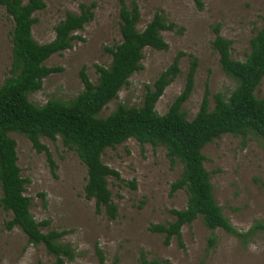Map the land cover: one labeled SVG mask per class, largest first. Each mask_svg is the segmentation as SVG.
Instances as JSON below:
<instances>
[{
    "label": "rangeland",
    "instance_id": "rangeland-1",
    "mask_svg": "<svg viewBox=\"0 0 264 264\" xmlns=\"http://www.w3.org/2000/svg\"><path fill=\"white\" fill-rule=\"evenodd\" d=\"M129 5L132 0H125ZM141 13L137 28L143 31L157 11L162 10L174 31H164L167 50L145 48L137 71L100 113L107 117L120 104L140 107L146 87L153 86L157 78L168 69L180 53V74L166 87L155 109L164 115L175 99L183 92L191 61L197 60L193 91L183 104L182 111L192 120L199 112L206 87H209V108L214 107L216 93L229 95L234 81L221 68L219 54L213 49V27L221 26V34L232 42V57L245 61L251 50V40L264 26V0H203L198 10L194 0H135ZM46 8L34 16L37 23L32 35L38 44L55 38V27L68 12L79 14L80 5L95 3L94 18L83 30L74 34L72 47L52 55L45 61L49 68L60 72L43 80L42 89L31 94L36 105L50 100L70 101L78 96L84 85L80 73L85 69L90 80H98L97 66L108 67L112 56L106 48L122 41L120 32L119 0H45ZM13 20L0 5V86L12 76ZM264 99V78L256 91ZM17 142L18 164L21 175L27 180L25 195L31 199L30 210L37 222L48 221L42 227L66 231V243L77 252L74 261L65 264H96L98 245L106 255L107 264H140L142 252L149 260L160 264H264V230L256 231L246 244L223 229L215 230L216 245L209 250L212 231L201 217L182 228L184 248L177 238L165 245V234L152 233L153 224L173 222L171 210L187 207L185 189L170 194L171 186L183 170L179 161L172 163L163 146L140 144L130 139L114 148L106 149L103 162L121 174L122 181L108 179L118 217L110 220L105 213H97L96 203L87 199L85 186L87 167L77 153L67 148L60 137L52 140L43 137L57 168L52 171L47 155L37 153L31 141L18 133H10ZM205 167L211 176L213 193L224 215L241 232H248L256 223L264 224V140L256 136L224 135L206 145ZM135 180L136 189L130 182ZM2 190L0 187V199ZM12 213L0 205V264H55L43 245H31L19 229L7 230L5 224Z\"/></svg>",
    "mask_w": 264,
    "mask_h": 264
},
{
    "label": "trees",
    "instance_id": "trees-1",
    "mask_svg": "<svg viewBox=\"0 0 264 264\" xmlns=\"http://www.w3.org/2000/svg\"><path fill=\"white\" fill-rule=\"evenodd\" d=\"M198 10L204 7L203 0H194ZM120 3L121 43L106 48L112 56L108 67L97 66L98 80L93 83L85 69L80 73L84 90L70 101L50 100L46 105H36L30 95L41 90L43 80L62 69L47 67L44 63L52 55L70 49L76 38L75 32L83 30L94 18L96 4H81L80 13L68 12L64 20L55 27V38L46 44H38L32 35L37 23L34 14L46 8L45 0H0L13 20L12 76L0 86V187L1 207L12 213L5 224L7 230L19 228L34 246L43 245L56 259L55 264H65L77 258L75 248L64 241L66 231L51 230L47 233L42 227L48 221L37 222L31 213V199L25 195L27 180L21 175L18 164L17 142L10 133L27 137L37 153H45L53 172L57 165L48 147L41 138L52 140L60 137L63 144L74 150L87 167L88 180L85 186L87 199L96 203L97 213H105L110 219L118 217V207L113 202L108 179L122 181L121 174L106 165L102 156L106 149L114 148L135 139L140 144L163 146L172 163L179 161L183 170L173 182L170 194L185 189L188 195L187 207L171 210L173 222L153 224L152 233L165 234V245L177 238L184 248L182 228L201 217L212 231L208 249L215 247V230L223 229L246 244L259 230H264L262 222H256L248 232L237 230L224 215L217 203L210 173L205 167L203 149L209 143L224 135H250L264 140V99L258 98L256 91L264 78V26L251 40V50L245 61L232 57V42L221 34V26L213 27L215 39L213 49L219 54L221 68L235 83L229 95L216 93L213 109L209 108V87H206L199 112L192 120L182 111L183 104L190 97L194 87L197 60L191 61L187 82L183 92L175 99L169 111L160 115L156 103L180 74L178 54L172 65L154 82L146 87L143 104L140 107H127L120 104L107 117H100L103 109L128 84L129 79L142 69L145 48L167 50L169 45L162 36L164 31H174L175 23L169 22L164 11L159 10L143 31L137 26L141 13L137 1L128 5ZM136 189V182H130ZM98 263L107 264L104 251L96 245ZM116 260L113 264H116ZM157 259L149 260L142 252L140 264H160Z\"/></svg>",
    "mask_w": 264,
    "mask_h": 264
}]
</instances>
